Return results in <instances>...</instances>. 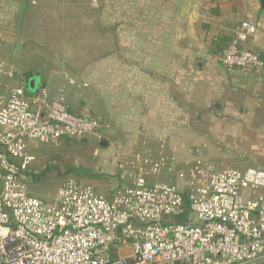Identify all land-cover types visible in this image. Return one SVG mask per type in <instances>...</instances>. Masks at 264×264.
<instances>
[{
    "label": "built area",
    "instance_id": "obj_1",
    "mask_svg": "<svg viewBox=\"0 0 264 264\" xmlns=\"http://www.w3.org/2000/svg\"><path fill=\"white\" fill-rule=\"evenodd\" d=\"M97 6V0H91ZM244 20L219 62L228 72L260 70ZM3 42L0 38V49ZM17 71L0 57V264H253L264 258V168H220L197 151L179 156L148 145L119 156L104 194L67 177L52 200L26 191L34 144L101 139L102 123L73 113L65 84L28 94L7 87Z\"/></svg>",
    "mask_w": 264,
    "mask_h": 264
},
{
    "label": "crops",
    "instance_id": "obj_2",
    "mask_svg": "<svg viewBox=\"0 0 264 264\" xmlns=\"http://www.w3.org/2000/svg\"><path fill=\"white\" fill-rule=\"evenodd\" d=\"M135 1L136 10L146 9L124 18L112 7L102 6L96 14L88 3L78 0L62 4L57 0H19V21L24 11H31L28 21L20 23L21 38L31 34L39 40L47 38L41 16L47 17L45 8H55L57 12H52L49 20L54 24L62 7L67 14L60 41L64 55L56 64L48 60L44 70L19 71L4 58L2 45L0 57L17 71L13 80L6 81L7 87L23 84L29 94L28 90L37 91L43 84L54 95L58 83L65 84L57 77L64 69L87 85L80 90L66 86L69 110L98 115L100 134L123 138L116 142V150L128 152L158 143L187 158L191 156L189 144L201 145L206 135L193 130L191 120L206 115L223 130L230 121L242 120L247 107H264V64L251 72H228L219 62L234 32L225 27L228 20L202 16L198 0ZM1 5L0 20H7L15 3L9 0ZM244 5L242 21L256 25L247 46L257 54L264 53V8L259 0ZM235 130L232 127L227 134L233 135Z\"/></svg>",
    "mask_w": 264,
    "mask_h": 264
},
{
    "label": "rangeland",
    "instance_id": "obj_3",
    "mask_svg": "<svg viewBox=\"0 0 264 264\" xmlns=\"http://www.w3.org/2000/svg\"><path fill=\"white\" fill-rule=\"evenodd\" d=\"M63 1L66 2L68 0H57L60 4ZM78 1L88 3L89 8L96 14L102 6L112 7V11L117 9V11L121 12L117 14H121L124 18H130L135 12L143 11L145 8L136 10L135 0H97V6H92L91 0ZM198 1L200 3V9L198 10L202 16L208 14L214 20H219V18L228 20L225 27L235 31L242 21L244 3L248 0ZM251 1L254 2V0ZM6 2H9V0H0V4ZM13 2L15 3V8L12 12L9 11V19L0 20V38L3 42V52H1L4 58L12 62L19 71L24 69L44 70V67L49 65L48 60H53V63H55L56 59L57 62L58 60L60 61V58L64 55L60 42L61 31L65 27L63 23L64 17L67 16L64 10L61 11L60 8L62 7L58 10V20L53 19L54 24H51L49 20L52 12L55 13L57 10L55 8L49 9L51 6L45 8L44 12L47 17L41 16V22L42 24L49 22L46 27L45 24L42 25L47 38L39 40L38 36L36 37L33 34H31V37L23 36L21 38L20 23L28 21L29 12L31 13V11H24L19 21L18 11L20 3L19 0H13ZM115 2H117V6H115ZM0 9H3L2 5ZM202 26L204 30V25ZM207 32L202 31L205 34ZM233 34L234 32L229 36L230 39ZM62 71L64 69L59 70V72ZM80 83L83 84L84 82ZM59 85L58 83L56 87ZM243 113L244 118L242 120L237 119V122H235L236 120L230 121V125L223 126V130H219L218 124L220 123L212 121L206 115H199V120H191L189 122L191 128H194L193 130H196V132L206 133V135L202 136L201 145L194 142L192 145H190L191 143L189 144L190 155L195 154L197 151L203 158L214 161L220 168H264V107L262 105L247 107ZM94 116L98 117V115ZM232 127L237 128V130H235L236 132L233 135H228L227 130ZM101 135L103 136L101 139L92 137L82 140L65 139L61 140L57 145L35 143L36 147L32 148L31 151L34 159L29 168L30 176H28L26 182L28 195L50 202L57 188L67 177H72L82 183L92 184L97 190L105 194L114 185L115 165L119 156L127 152L116 150L117 141L123 138L117 135L109 136L106 133H101ZM191 139L195 140L194 137ZM104 140H108V143L102 146L101 142ZM253 264H264V258Z\"/></svg>",
    "mask_w": 264,
    "mask_h": 264
},
{
    "label": "water",
    "instance_id": "obj_4",
    "mask_svg": "<svg viewBox=\"0 0 264 264\" xmlns=\"http://www.w3.org/2000/svg\"><path fill=\"white\" fill-rule=\"evenodd\" d=\"M259 2H260V7H261V9L262 8H264V0H259ZM24 8H25V3L23 2L22 3V6H21V10H20V14L22 13V11L24 10ZM20 14H19V17H20ZM258 59L260 60V62L262 63V64H264V53H259L258 54ZM34 87V85H32L31 87H30V89H32ZM29 91V94H35L36 93V90L34 89L33 91H30V90H28ZM66 139V137H63L62 138V140H65ZM101 145L102 146H105L106 145V142L105 141H103V142H101Z\"/></svg>",
    "mask_w": 264,
    "mask_h": 264
},
{
    "label": "trees",
    "instance_id": "obj_5",
    "mask_svg": "<svg viewBox=\"0 0 264 264\" xmlns=\"http://www.w3.org/2000/svg\"><path fill=\"white\" fill-rule=\"evenodd\" d=\"M229 43V42H228ZM225 48H226V46H225ZM193 156V154L190 156V157H192Z\"/></svg>",
    "mask_w": 264,
    "mask_h": 264
}]
</instances>
